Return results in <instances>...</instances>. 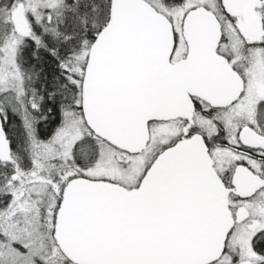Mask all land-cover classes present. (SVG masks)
Returning a JSON list of instances; mask_svg holds the SVG:
<instances>
[{
  "label": "snow or ice",
  "instance_id": "6c2138e0",
  "mask_svg": "<svg viewBox=\"0 0 264 264\" xmlns=\"http://www.w3.org/2000/svg\"><path fill=\"white\" fill-rule=\"evenodd\" d=\"M0 264H264V0H0Z\"/></svg>",
  "mask_w": 264,
  "mask_h": 264
}]
</instances>
